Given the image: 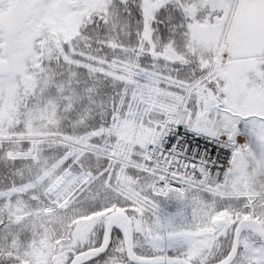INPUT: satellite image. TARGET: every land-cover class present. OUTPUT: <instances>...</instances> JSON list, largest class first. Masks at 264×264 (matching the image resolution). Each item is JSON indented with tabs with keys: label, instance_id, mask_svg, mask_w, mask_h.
Here are the masks:
<instances>
[{
	"label": "snow or ice",
	"instance_id": "snow-or-ice-1",
	"mask_svg": "<svg viewBox=\"0 0 264 264\" xmlns=\"http://www.w3.org/2000/svg\"><path fill=\"white\" fill-rule=\"evenodd\" d=\"M0 264H264V0H0Z\"/></svg>",
	"mask_w": 264,
	"mask_h": 264
}]
</instances>
